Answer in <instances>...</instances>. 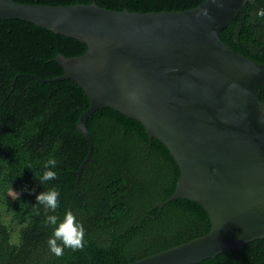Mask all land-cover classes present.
<instances>
[{
    "label": "trees",
    "instance_id": "trees-1",
    "mask_svg": "<svg viewBox=\"0 0 264 264\" xmlns=\"http://www.w3.org/2000/svg\"><path fill=\"white\" fill-rule=\"evenodd\" d=\"M26 4H90L112 10L161 12L187 10L205 0H13ZM264 0H247L219 32L231 49L264 63ZM86 44L20 19L0 20V206L18 226L17 241L0 219L2 264H125L187 242L210 228L207 212L187 199L171 200L179 167L167 148L149 139L144 127L112 108L94 111L86 125L89 145L76 124L89 106L71 79L44 81L63 74L57 54L81 56ZM259 99L264 103V85ZM58 164L57 179L41 185L43 165ZM81 167V170H80ZM80 174L78 175V171ZM55 187L59 207L45 213L36 196ZM9 189L19 193L10 198ZM40 214H36V208ZM71 210L84 227L85 246L54 256L47 240L53 227L46 215L62 221ZM197 264H264V239L244 244Z\"/></svg>",
    "mask_w": 264,
    "mask_h": 264
},
{
    "label": "water",
    "instance_id": "water-1",
    "mask_svg": "<svg viewBox=\"0 0 264 264\" xmlns=\"http://www.w3.org/2000/svg\"><path fill=\"white\" fill-rule=\"evenodd\" d=\"M246 2L205 0L187 10L134 12L95 2L0 0V20L28 21L86 44L81 56H55L61 76L40 79H71L88 97L76 124L89 145L81 167L93 150L87 119L112 108L138 121L179 167L173 193L155 206L182 198L208 214L206 233L125 264H197L264 239V63L219 36Z\"/></svg>",
    "mask_w": 264,
    "mask_h": 264
},
{
    "label": "clouds",
    "instance_id": "clouds-1",
    "mask_svg": "<svg viewBox=\"0 0 264 264\" xmlns=\"http://www.w3.org/2000/svg\"><path fill=\"white\" fill-rule=\"evenodd\" d=\"M256 16L264 18V9H259ZM58 160L55 157H50L43 165L44 171L37 179L43 185L48 181L56 180L57 173L53 169L56 168ZM14 198L19 197V193L13 192ZM59 192L55 187L49 188L47 191H42L37 194L36 201L39 206H43L45 213H55L59 207L58 203ZM36 214H40V210L36 208ZM46 224L54 226L52 235L47 240L49 251L54 256H62L64 248H69L72 251L82 250L85 246L84 227L82 223L77 222L75 214L68 210L66 211L62 221L58 222V216L55 214L46 215Z\"/></svg>",
    "mask_w": 264,
    "mask_h": 264
},
{
    "label": "rangeland",
    "instance_id": "rangeland-1",
    "mask_svg": "<svg viewBox=\"0 0 264 264\" xmlns=\"http://www.w3.org/2000/svg\"><path fill=\"white\" fill-rule=\"evenodd\" d=\"M12 191L15 192L13 189H9L7 194L10 198H13ZM0 219L3 224H5L9 230L11 231L12 234V241L16 242L17 241V231H18V226L15 224H12L10 222V216L6 213H4V207L0 206Z\"/></svg>",
    "mask_w": 264,
    "mask_h": 264
}]
</instances>
